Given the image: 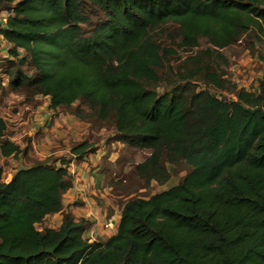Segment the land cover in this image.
I'll use <instances>...</instances> for the list:
<instances>
[{
  "label": "trees",
  "instance_id": "trees-1",
  "mask_svg": "<svg viewBox=\"0 0 264 264\" xmlns=\"http://www.w3.org/2000/svg\"><path fill=\"white\" fill-rule=\"evenodd\" d=\"M0 10L10 43L0 90L6 76L26 101L87 105L74 114L149 150L134 169L145 187L188 169L124 199L116 234L90 242L91 222L64 211L72 160L36 159L9 181L0 164V264H264V0H0ZM170 24L169 44L158 32ZM243 42L263 59L254 89L229 72L227 51ZM180 49L195 51L169 65ZM7 129L0 115V159L27 154ZM94 149L83 140L70 152Z\"/></svg>",
  "mask_w": 264,
  "mask_h": 264
},
{
  "label": "rangeland",
  "instance_id": "rangeland-1",
  "mask_svg": "<svg viewBox=\"0 0 264 264\" xmlns=\"http://www.w3.org/2000/svg\"><path fill=\"white\" fill-rule=\"evenodd\" d=\"M0 12L4 13L3 15L0 14L1 19L8 13L6 12V10H0ZM168 27L169 28L167 32L162 29L158 33L159 37L170 44L171 39L176 35V26L170 24L168 25ZM244 45L248 44H245L244 42L239 43L238 45H235L233 48H231V50L227 51L228 54H232L229 72L233 81L237 82L239 87L244 86L247 87V89H254L260 77L261 70L263 69V59H260L259 54L256 53V50L254 51L252 47L244 48ZM206 46H208V43L206 41H203L202 47L204 48ZM259 48L260 53H263L264 55V43ZM186 50L187 49H180L179 55L175 56L169 65H175L179 60V57H185L186 55H189L193 51H195V49L191 51ZM0 59L2 60L3 58L0 57ZM7 84L8 79L7 77H5L3 88L0 90V115L7 121L8 135L17 137L16 142H18L20 146L25 148V140L32 139L34 136H29V134L26 133V131L31 130V127H33V121L31 119L33 114L31 115V113L34 112H32V110L38 105L43 104L44 98L42 97L40 99L37 98L32 101H26L25 95L23 93L10 91ZM200 86L203 88V84H201ZM77 106H79L83 110L88 109L87 105L82 104L81 101H78L71 108H69V110L60 108L59 111L63 113L65 117H67V122H72L71 128L63 126L64 129L67 131L76 130L78 132V135L72 137L68 143H70L72 147L83 140H88L92 142V144H97V146L94 145L95 152H92V154L102 153L105 151L104 155L99 160V164L103 167L101 171H97V173H102L103 175H105L106 178L103 182L104 186L102 191L106 189L105 182L107 184H110L109 186L112 187V189L108 190L107 188L108 192L105 194V197L109 201H113L117 206L118 204L120 205L124 199L132 197L134 195L148 197L153 193H157L164 189H167L170 186L180 182L183 179L184 175L187 173L188 169L185 164L182 163L174 167L171 172L169 181L165 184L152 182L150 186L145 187L143 181L139 179L134 169L136 164L143 161L149 154V150L124 145L121 142L117 141L115 138L114 126L110 122L101 121L94 118L81 120L73 112ZM55 115L58 114H52V121H54ZM25 121L27 122L25 123V128L22 131V129L19 128V125H23ZM62 123H65L64 120L62 121ZM52 137L54 138L53 133ZM66 139H68V135L65 140ZM32 147L33 146H28L26 148L27 154H23L22 156L17 157H9V159H5L3 162L1 161L4 169L5 181H9L12 178L13 174L19 168H22L26 164L25 158L27 160L30 159L27 165H31L34 160L38 159L35 158L36 154L33 153L31 155L30 149H34ZM99 148H103L101 149V152L98 151ZM56 150L57 148L54 147V151ZM52 151L53 150H51V152ZM38 155L42 156L40 154ZM47 158L56 161V163L59 164L62 160H64L61 159L59 154L56 153H52ZM109 191H111V194ZM104 205L105 202L102 204V206ZM105 212L107 218H109L110 211ZM109 221L110 219L107 222ZM46 226L47 224L43 223L41 227Z\"/></svg>",
  "mask_w": 264,
  "mask_h": 264
},
{
  "label": "crops",
  "instance_id": "crops-1",
  "mask_svg": "<svg viewBox=\"0 0 264 264\" xmlns=\"http://www.w3.org/2000/svg\"><path fill=\"white\" fill-rule=\"evenodd\" d=\"M0 14L3 15L4 13L0 12ZM5 24L6 23L0 18V29L5 28ZM9 47L10 43L4 38L3 34H0V57H8ZM261 73L260 76L262 75ZM42 97L44 98L43 104L38 105L32 110V112H34L31 113V115L33 114L31 117L33 127H31V130L26 131V133H28L29 136H34L32 139L25 140V148L33 146L32 148L34 149H30V153L31 155L33 153L36 154L35 158L38 159H44L52 153H56L59 154L61 159L72 160L70 165L75 169L76 173L72 176L74 181L73 186L63 195L64 211L71 212L78 219L85 218L91 222V226L86 230L85 236L94 234L96 241H106L117 232L121 217V207L119 204L117 206L113 201H109L105 197V194L108 192L107 188L108 190L112 189V187L109 186L110 184L105 182L106 189L102 191L104 186L103 182L106 177L102 173H97V171H101L103 167L99 164V160L104 155L105 151L95 154L90 153L82 159H73V155L70 152L71 145L68 142L72 137L77 136L78 132L76 130H65L63 126L71 128L72 122H67V117L59 112L60 108L51 109L49 106V99L46 96H39L37 98L40 99ZM52 114H58L54 116V121H52ZM63 120L65 122L64 124L62 123ZM26 122L27 121H25L23 125H19L22 131L25 128L24 125ZM52 133L54 138L52 137ZM67 135L68 139L65 140ZM11 139L16 142L17 137L11 136ZM94 145L97 146V144ZM54 147L57 148L56 151H54ZM21 148L24 149L22 146ZM101 149L103 148H99L98 151L101 152ZM51 150L53 151L51 152ZM19 156H22V154ZM5 159H9V157H2L0 159V164L1 161L3 162ZM28 161H30V159L27 160L25 158L26 164L23 167L30 166L27 165ZM109 192L111 194V191ZM104 202L105 205L102 206ZM105 211H110L109 218H107ZM109 219L113 220L112 228L105 226ZM46 220L51 226H59L62 221V213L50 215Z\"/></svg>",
  "mask_w": 264,
  "mask_h": 264
},
{
  "label": "built area",
  "instance_id": "built-area-1",
  "mask_svg": "<svg viewBox=\"0 0 264 264\" xmlns=\"http://www.w3.org/2000/svg\"><path fill=\"white\" fill-rule=\"evenodd\" d=\"M8 15H9V13H7V15L4 16V17L2 18V20H3L4 23L7 22V20H8ZM241 87H244V86H241ZM246 88H247V87H246ZM69 171L71 172L72 175H74V174L76 173L75 169H74L71 165L69 166ZM7 181H8V180H7ZM105 226H106V227H110V228H112V227H113V220L110 219V221L107 222V223L105 224ZM88 237H89V241H90V242H95V241H96V240H95V237H94L93 234H92V235H89ZM90 237H91L92 239H91Z\"/></svg>",
  "mask_w": 264,
  "mask_h": 264
},
{
  "label": "clouds",
  "instance_id": "clouds-1",
  "mask_svg": "<svg viewBox=\"0 0 264 264\" xmlns=\"http://www.w3.org/2000/svg\"><path fill=\"white\" fill-rule=\"evenodd\" d=\"M8 13H9V11H8ZM70 166V165H69Z\"/></svg>",
  "mask_w": 264,
  "mask_h": 264
}]
</instances>
